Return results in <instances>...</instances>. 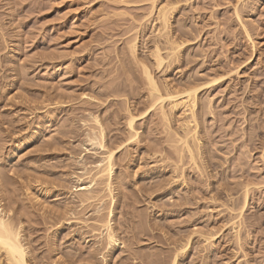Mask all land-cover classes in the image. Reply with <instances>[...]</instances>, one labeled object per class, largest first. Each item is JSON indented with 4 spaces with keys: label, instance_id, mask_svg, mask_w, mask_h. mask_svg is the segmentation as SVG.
Listing matches in <instances>:
<instances>
[{
    "label": "rangeland",
    "instance_id": "obj_1",
    "mask_svg": "<svg viewBox=\"0 0 264 264\" xmlns=\"http://www.w3.org/2000/svg\"><path fill=\"white\" fill-rule=\"evenodd\" d=\"M152 4L171 10L180 45L158 70ZM143 65L170 90L202 85L198 167L175 164L171 135L189 113L166 127L146 110ZM126 109L138 136L118 152ZM92 117L122 176L111 219L122 245L106 264H264V0H0V210L27 264L101 262L87 259L101 241L82 225L96 216L64 208L101 157L86 141Z\"/></svg>",
    "mask_w": 264,
    "mask_h": 264
},
{
    "label": "bare ground",
    "instance_id": "obj_2",
    "mask_svg": "<svg viewBox=\"0 0 264 264\" xmlns=\"http://www.w3.org/2000/svg\"><path fill=\"white\" fill-rule=\"evenodd\" d=\"M247 1L249 0H243V2H247ZM154 9H155V13H154L155 19L153 21H155L157 25L155 29V36L157 37V39L156 42H154L155 45L152 49L151 57L155 68L158 70L162 68L164 63L168 64L169 66L171 63L176 61L180 45L177 43L176 40H174L173 38H171V36H169L170 34L169 20L172 14L171 10L165 5L154 6V4H152L151 10ZM236 16L238 19L239 16L237 13ZM245 34L247 40L249 41V43H251L250 45H252L250 36H248L247 33ZM136 45H137L136 37L134 38L132 37L126 45L129 57L132 58L134 62H137ZM142 75L146 85V97H147V102L145 105L146 110L148 112L151 111L154 113L157 112L158 115L157 117H159V119L162 122H165L166 127L169 123L170 117L172 115H175V113L178 112V110H182L183 113L186 112L187 114L189 113V118H187L186 120H181L179 123L178 128H180V132L171 135L173 139L172 142L176 145V147H173L174 153L176 155V156L174 155L176 157V158L174 157L175 158L174 161L175 164L177 162L179 163V164L177 163L178 166H181L180 164L183 162L184 159L188 161L187 163L192 164V166L196 165V160L198 161L197 156L199 152L197 147L198 138L196 132L197 120L195 118L196 117L195 109L197 106V92L198 90H200L202 85L187 86L185 89L183 88L182 91L181 89L178 91L177 90L174 91L168 89L167 86H160L158 82L155 80V78L152 76V72L147 66L143 65ZM215 82L216 79H212L209 80L204 85H210ZM125 114H126L125 129L127 134L124 140L122 139L123 140V142L121 141L122 144H120L118 148L116 147V149H118V152L121 151L119 150L121 146L123 145L124 147L128 146L129 144L133 143L138 136L135 126L137 121L136 116H134V114H132L127 109L125 110ZM91 119L93 126L91 129L89 128L90 134L86 136L87 138L86 141L90 144V145L88 144L89 145L88 147L97 148V150L101 152L100 153L101 157L98 162L97 161L94 162L95 164L91 172L89 171L91 169L89 170L85 169L86 173L84 172L85 174L83 175L84 176L89 175L90 173L93 172L92 176L89 178L87 177L89 179L88 182L84 183V181L81 180V184L75 186L74 191L72 189L74 193H77L76 201H72V202L70 201V203H68L69 206L67 205V207L64 208L66 209V213L69 215H76L75 214L76 210H79V211H85L86 212L85 215L90 213L91 216L92 215L96 216L94 219H91L92 220L91 225H88V223H82L83 227L86 228L88 226L89 227L94 226L93 227L94 229L91 230L94 234L98 235V240L101 241L98 247H94L93 248L94 250H92L91 253L88 254L87 259L94 260L97 259L96 257H98L101 259L100 264H106L107 262L106 259L109 258V260H113L116 256V252H117L116 248L122 245L120 242H118L115 236L116 235L115 230L112 228L111 225L113 209L116 203L115 202L116 200H114V196L112 192L115 189L114 186H116L117 188L121 186L120 183L122 181L121 178L122 176L119 178L116 177L114 181L113 179V177H115V175L113 174V169L115 166L114 161L116 159L115 157L118 152L112 147L105 146L104 130L102 126L100 125L97 117H92ZM85 151L88 152L89 150L85 149ZM94 154H97V152H94L92 155ZM177 165L173 166L174 170ZM179 168L176 170L177 171L179 170L178 173L180 172L181 174L183 171L181 172ZM179 176L178 177L181 178L182 174ZM0 177L1 179L3 178L2 174L0 175ZM79 181L80 179H78V182ZM118 192L119 191H117V193ZM246 196L247 195L244 196V201L242 202L240 209H238L237 215H241L242 211L247 207ZM105 198H107V200L109 199V203L105 210L106 213H104ZM229 211L231 212V215L234 212L233 210H229ZM2 213L3 211L0 210V250L3 251L5 264H27L26 252L24 245L21 242L19 227L18 228L14 227L7 219L4 220L2 215H5V213L4 214ZM71 224L72 222H66V225H71ZM186 244L188 245V242ZM121 249L123 248L121 247ZM127 253H129L128 250ZM81 256H82L81 254H77V258H81ZM135 256L136 254H133L134 261L137 259L135 258ZM150 257L147 258L151 262H153L154 259ZM144 261L141 259L140 263L142 264V262ZM174 261L172 262V264H174ZM55 264H61V263L56 262Z\"/></svg>",
    "mask_w": 264,
    "mask_h": 264
}]
</instances>
